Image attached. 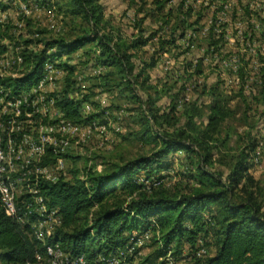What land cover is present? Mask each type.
<instances>
[{
    "label": "trees",
    "instance_id": "obj_1",
    "mask_svg": "<svg viewBox=\"0 0 264 264\" xmlns=\"http://www.w3.org/2000/svg\"><path fill=\"white\" fill-rule=\"evenodd\" d=\"M100 1H51L48 6L64 22L63 30L50 36L30 30V38L19 37L23 75L0 80L1 86L17 94L23 86L28 89L46 62H61L64 87L50 96L54 110L67 123L86 125L100 121L105 114L81 115L83 101L73 98L75 67L69 63L77 59L78 66L91 64L102 70L93 78L92 89L116 92L126 105H132L127 111L141 129L128 133V139L152 146L149 153L132 158L93 155L83 160L82 169L77 167L82 160L77 155H58L52 146L46 149L40 168H51L58 160L71 164L65 169L69 177L61 175L50 183L40 180L35 187L59 221L53 242L64 253L91 260L123 248L141 228L142 219L154 218L164 249L179 251L183 243L193 247L198 238L203 239L213 253L203 259L194 257V264H264V179L250 173L261 124L251 114L264 115V70L258 81L250 83L248 63L242 60L241 66L228 65L225 73L237 79V93L231 95L218 80L201 87L200 97L208 100L207 105H199V99L178 105L177 94L171 98L169 112L160 113L157 103L164 91L152 83L150 72L159 63V53L181 47L177 42L185 40V33H179V25H186L191 12L171 25V12L164 14L171 0H139L142 5L136 14L141 17L133 21L135 34L127 38L105 17ZM9 7V2L0 1V10ZM147 19L159 25L149 35L144 26ZM162 31L167 35L160 34ZM208 40L206 53L217 52L212 29ZM40 45L41 49H34ZM187 45H193L191 39ZM146 46L154 48L149 58L142 56ZM194 74H202L201 62L196 63ZM249 84L252 89L246 91ZM254 104H262L263 111L253 110ZM262 128L264 131V123ZM179 154L183 157L175 159ZM168 169L186 183L167 187L166 177L159 174ZM151 247L156 249L147 261L163 255L154 243ZM45 258V249L32 237L30 228L7 217L0 208V264H36Z\"/></svg>",
    "mask_w": 264,
    "mask_h": 264
},
{
    "label": "rangeland",
    "instance_id": "obj_2",
    "mask_svg": "<svg viewBox=\"0 0 264 264\" xmlns=\"http://www.w3.org/2000/svg\"><path fill=\"white\" fill-rule=\"evenodd\" d=\"M0 1L9 2L10 5L4 11L0 10V75L2 77H10L13 74L21 75L23 67L20 64L12 67L10 63L11 59L19 58L22 48L19 37L30 38L32 35L30 30L33 33L43 31L46 33L45 36L54 35L63 30L64 22L55 10L48 6L53 0H44L45 3L42 5L35 0ZM145 1L149 3L152 0ZM100 4L104 9L105 17L112 26L119 29L122 36L129 38L135 34L132 25L133 21L141 17L136 14V10L142 5L139 0H133V2L130 0H101ZM188 11L192 14L191 18L186 22V25L181 23L178 30L179 33H185V40L177 42L181 47L168 51L166 54L159 53L161 54L159 63L150 72L152 83L164 91V96L157 103L160 113L169 112L171 98L177 94H179L178 105L196 99H199V105H207L208 100L200 97L201 87L203 85L210 86L218 80L221 81L222 88L230 92L231 95L237 93L239 90L237 79L225 73V68H229L228 65L241 66L243 65L242 60L248 63L247 72L252 80L249 81L250 83L258 81L262 70H264V0H171L164 14L171 12L170 24L177 25ZM199 15L201 18L197 19ZM195 21H197L196 24ZM144 26L148 28L147 35H149V31L157 30L159 27L151 19L145 20ZM210 29L215 34V40L218 41L217 52L212 54L210 53L212 50L206 53ZM160 34L167 35L165 31ZM222 36H224L223 39ZM189 39L192 41V46L187 45ZM41 48L40 45L35 46L34 49ZM153 49L146 46L142 50L146 54L143 53L142 56L149 58L154 53ZM76 55H80V53L78 52ZM197 62H201L202 71V74L198 76L194 74ZM60 63L57 61L50 63V82H47L42 88L43 99L34 103V117L36 118L26 116L29 120L15 124L19 114L15 113L13 104L8 101L7 108L4 105L5 116L0 121L1 131L17 135L20 139L32 138L34 141H48L49 139L50 145L56 144L58 149L62 150L65 149L62 148L63 143L68 141L69 148H66L61 154L77 155V159L81 158L82 160L77 162L79 169L83 167V160L87 157L92 158L93 155L112 158L121 154L126 158H132L139 154L149 153L151 145L127 137L128 133L138 132L141 129L134 123L132 113L127 111L132 105H126L116 92L108 93L101 89H92L93 78L102 74V71L92 67L91 64L86 67L78 66L77 59L71 61L69 66L75 67L72 77V82L75 84L73 98L83 101L80 113L87 116L103 112L105 117L100 121L80 125L82 131L77 135L67 130L65 132L72 136L60 135L56 132L49 136L46 127L42 124L44 121L49 122L50 128L55 131L61 130L62 126L58 121L56 122L57 112L53 106L46 104L51 95L60 93L64 87V68L59 67ZM27 73L29 74V71ZM37 82L38 77L30 85V91L35 89ZM251 89L250 84L245 88L246 91ZM139 94L142 95L141 92ZM253 107V110L257 109L258 113L263 111L262 104H254ZM178 109L180 110V107ZM251 118L258 119L261 124L256 134L258 146L252 155L250 173L257 178L264 179V131L262 128L264 115L258 117L257 113L255 116L251 114ZM182 157V154H179L175 156V159L178 160ZM177 164L179 165L175 162V166ZM70 165V163L61 165L58 162L45 175L50 179L59 178L61 175L69 177V173L65 172V169H69ZM21 173V163L17 162L10 172V177L19 181L18 188L25 190V185H31L32 181ZM159 175L166 177L164 181L167 187L186 183L184 178L174 175L172 169L163 171ZM43 177L44 175L41 174L36 180L39 178L44 183H49ZM144 184L148 185L146 182ZM201 242L203 239L200 237L193 247L183 243L184 245L179 248V251L174 250L173 247L167 249L172 253V256L174 255L176 264H194V254L198 247H201ZM155 249V247H150L146 254L143 252L139 262L140 259L144 261L147 254L148 257L152 256ZM167 249L163 250V254ZM212 253L208 250L202 259L210 257ZM163 257V255L156 259L152 257L150 264H162Z\"/></svg>",
    "mask_w": 264,
    "mask_h": 264
},
{
    "label": "built area",
    "instance_id": "obj_3",
    "mask_svg": "<svg viewBox=\"0 0 264 264\" xmlns=\"http://www.w3.org/2000/svg\"><path fill=\"white\" fill-rule=\"evenodd\" d=\"M10 63L12 67H16L19 64L22 67L23 60L20 54L19 58L16 60L11 59ZM99 70L102 71L101 69ZM22 75L23 73L21 75L13 74L10 77H2L0 75V80L18 78L22 77ZM37 77L38 82L34 87L35 89L30 91V86L28 89H24L25 86H23L24 88L17 94H13L12 89L5 88L0 84V121L5 116L6 110L4 105L7 108L8 101L13 104L15 113L19 114V117H16L15 124L29 120L26 116L36 118L34 117V103L39 99H43L41 94L42 88L47 82H50V62H46L43 65L41 70L38 71ZM46 104L54 108V101L51 98L46 101ZM20 117H23V120H20ZM57 118L60 125H62L59 131L50 128V123L47 121L42 123L46 127L49 136L50 134H55V132L60 135L72 136L65 131L69 130L76 133L75 135L82 131V126L67 123L60 119V115H57ZM1 126L0 124V128ZM4 132V130L1 131L0 129V208L7 217L16 220L21 225L29 227L32 237L44 247L46 258L44 261L38 260L36 264H150V261L145 259L148 254L145 255L144 261L140 259L139 262L142 253L146 254L153 243L157 249L164 250L156 220L154 218H147L141 220V228L130 235L126 245L114 253L97 255L91 260H88L83 255L71 256L68 253H64L60 245L53 242L54 229L59 222L56 213L47 206L46 199L39 195L35 187H37V183L40 181L39 178L38 180L36 179L41 174L44 175L43 179L49 183L55 180L45 175L53 167L40 168L38 166L46 149L52 146L55 148L56 153L60 155L66 148H69L68 141L63 143L62 148L65 149L62 150L58 149L56 144L50 145L49 139L48 141H34L32 138L20 139L17 135ZM17 162L21 163V175L32 181L31 185H25L26 191L18 188L19 181L10 177V172L14 169V165ZM58 162L61 165L63 163L62 160H58ZM22 196H26L27 198L21 201L20 197ZM207 252L206 247L201 242V247H198L197 251H195L194 257L202 259V256ZM163 256L161 259L162 264H176L174 255L172 256V253L168 249L164 251Z\"/></svg>",
    "mask_w": 264,
    "mask_h": 264
}]
</instances>
